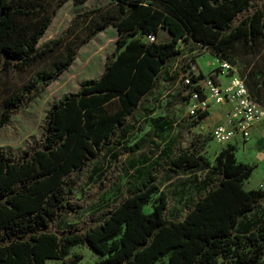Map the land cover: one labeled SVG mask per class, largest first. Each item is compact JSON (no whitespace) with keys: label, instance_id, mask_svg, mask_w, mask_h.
Masks as SVG:
<instances>
[{"label":"trees","instance_id":"16d2710c","mask_svg":"<svg viewBox=\"0 0 264 264\" xmlns=\"http://www.w3.org/2000/svg\"><path fill=\"white\" fill-rule=\"evenodd\" d=\"M67 1L0 0V128L67 71L80 48L109 26L117 32L101 75L81 81L76 92L50 107L42 142L18 157L0 150V264H78L81 256L71 255L76 246L87 247L98 258L95 264H264V190L244 188L256 166L238 161L232 144L222 146L212 162L205 143L197 141L169 157L166 173L190 175L201 185L181 219L167 218L170 195L148 170L136 175L137 187L98 225L62 235L51 230L63 215L80 213L68 200L72 186L66 179L128 139L133 127L127 121L182 55L178 43L235 67L236 58L263 49L264 0H109L75 14L58 37L40 46L53 3L57 10ZM161 30L168 40L156 41ZM25 73L30 81L18 83ZM189 75L187 100L200 93L194 84L206 78ZM244 81L264 107V75L252 72ZM208 116L206 111L192 118L191 126Z\"/></svg>","mask_w":264,"mask_h":264},{"label":"rangeland","instance_id":"374dc122","mask_svg":"<svg viewBox=\"0 0 264 264\" xmlns=\"http://www.w3.org/2000/svg\"><path fill=\"white\" fill-rule=\"evenodd\" d=\"M108 3L109 0H87L75 5L69 0L57 10L53 3L52 10L55 11L51 14L52 21L39 45L58 37L75 14L104 7ZM116 39V30L109 26L80 48L71 67L55 82L36 94L32 101L15 112L9 124L0 128V150L18 157L29 147L41 143L44 137L45 118L50 107L65 94L76 92L81 81L98 78L101 75L106 59L115 49ZM168 39L166 32L161 30L156 41ZM178 50L182 55L169 65L168 74L162 76L154 92L143 100L127 121L133 127L128 139L114 151L107 152L103 149L96 157L90 159L83 170L73 173L66 179L72 186L68 200L80 213H69L57 219L51 226L53 232L62 235L68 230L84 231L98 225L104 213L126 198L130 194L129 189L137 187L136 175L140 171L151 170L156 175L161 189L169 195L174 192L178 195L177 190L184 192L181 197L176 196L175 200L169 201L166 211L168 219H181L185 210L195 201L189 200V194L184 190L186 185H183L191 176L166 173V163L171 155L193 141H197L198 145L205 143L204 152L211 162L221 149L222 146L215 144L210 138L211 130L222 121L218 120V106L221 104L212 103L210 117L197 126H191L195 119L186 116L189 103L186 97L191 91L188 87L189 74L202 73L209 78L213 76L212 72L218 69L219 64L209 52L191 44L183 45L180 42ZM192 60L196 65L192 64ZM234 68L238 75L243 73L244 80L252 72L264 75V46L259 55L236 58ZM30 77L31 73L22 74L17 78V82L27 83ZM226 78L224 74L218 75L221 83H225ZM261 96L264 105V86L261 88ZM216 120L218 122L214 125L212 122ZM239 141L237 158L239 161H245L243 158L245 154L242 152L243 141L241 139ZM164 150H167V153L162 156ZM248 156L246 153V157ZM256 161V158L250 157L247 160L250 164ZM263 170L264 163L257 171L254 170L253 177H250L249 184L245 186L246 190L257 186L258 181L263 178L261 173ZM203 175L204 173L200 172V177ZM153 202L154 200L144 207L145 213L151 212ZM71 255L81 256L78 264H95L98 261L85 246L73 247ZM47 264L62 262L49 260Z\"/></svg>","mask_w":264,"mask_h":264},{"label":"built area","instance_id":"2783aa9c","mask_svg":"<svg viewBox=\"0 0 264 264\" xmlns=\"http://www.w3.org/2000/svg\"><path fill=\"white\" fill-rule=\"evenodd\" d=\"M146 38L149 42L154 41L153 36ZM218 64L219 74L227 77V83H220L218 76L215 80L204 78L195 83L200 93L193 92L188 99L186 116L196 118L199 114L209 111L212 103L228 104L230 109L224 120L211 130V141L225 146L239 137L246 142L251 139L256 127L261 128V137L264 140V107L249 95L244 79L238 75L234 66L227 62ZM200 94L204 98H201ZM258 188L264 190V181Z\"/></svg>","mask_w":264,"mask_h":264},{"label":"crops","instance_id":"0c3cea01","mask_svg":"<svg viewBox=\"0 0 264 264\" xmlns=\"http://www.w3.org/2000/svg\"><path fill=\"white\" fill-rule=\"evenodd\" d=\"M217 80L219 81V79H217ZM227 81H228V79L226 78L225 83H227ZM222 84H224V83H222ZM229 109H230V107L228 104H225V105L221 104V106H218V112H219L218 120L223 121L225 116L229 112ZM209 117H210V115L205 120H207ZM205 120H203L201 123H203ZM218 120H216L215 122H212V123L215 125V123H217ZM240 139L241 138L236 137L232 141L231 144L235 145V147L237 148L238 144L240 143V141H239ZM214 148H215V146H214ZM242 149H243V151H242L243 154H245V156L243 157L245 159V161H241V162L250 164L249 162H247L249 157H250V159L256 158L257 161H256V163H254V165L256 166L255 171H257L259 169V167H261V165L264 163V140L261 137V128L260 127H256L254 129V131L252 133V137L248 142L243 141ZM246 153H247V156L250 153L248 157H246ZM251 153H252V157H251ZM236 157H237V152H236ZM261 173L263 174L262 175L263 178L260 179V181H258L256 187H253L251 189L258 188V185L264 181V170ZM189 176L190 175H184L183 177H189ZM252 177H253V175H252ZM251 178L244 183V188L247 184H249V181L251 180ZM183 185H186L184 190H185L186 194H189V197H190L189 200H195L196 196L201 192V185L198 182H196L195 180H187V182H185ZM183 193L184 192H179L177 190L178 195H175V192H174L173 194L170 195V200H175L176 196L181 197ZM179 200H181V199H179ZM262 206H264V202H262Z\"/></svg>","mask_w":264,"mask_h":264}]
</instances>
